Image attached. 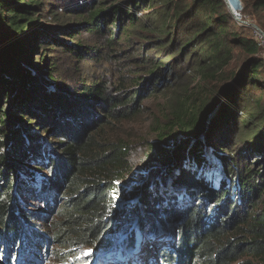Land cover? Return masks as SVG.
<instances>
[{
  "label": "trees",
  "instance_id": "1",
  "mask_svg": "<svg viewBox=\"0 0 264 264\" xmlns=\"http://www.w3.org/2000/svg\"><path fill=\"white\" fill-rule=\"evenodd\" d=\"M241 2L243 16L264 30V0ZM250 28L225 0H0L5 257L19 248L28 255V232L46 239L30 222L39 213L22 204L28 197L59 216L51 238L64 247L56 254L61 264L83 244L116 256L120 243L107 234L132 221L144 237L158 226L174 237L175 248L162 247L156 264H264V59ZM86 32L103 47L84 45ZM57 47L82 59L106 57L119 63V74L67 86L54 59L47 67L43 56ZM191 73L222 84L174 92L149 149L166 172L140 175L133 189L120 191L134 168L131 147L110 132L135 119L165 81ZM207 145L221 160L218 185L207 172ZM180 196L189 201L179 203Z\"/></svg>",
  "mask_w": 264,
  "mask_h": 264
},
{
  "label": "rangeland",
  "instance_id": "2",
  "mask_svg": "<svg viewBox=\"0 0 264 264\" xmlns=\"http://www.w3.org/2000/svg\"><path fill=\"white\" fill-rule=\"evenodd\" d=\"M232 5L234 4H231V6ZM245 16L246 21L255 23L249 15ZM79 18L80 15L75 14L74 16H72L73 20H78ZM71 22L73 23L71 24V26H73L76 21L73 22L71 20ZM58 25L66 27V25H62L59 23ZM250 27L251 28L247 29V31L250 35H254L253 28L252 26ZM52 31H57L56 37L59 36L62 39L66 38V35L62 32V30L52 29ZM82 39L84 40V45H90L94 47L95 45H97L98 48L103 47V40L100 38L98 39L96 36H90L88 32L84 34ZM66 40L72 45H74L77 41L70 38H66ZM50 52L52 54H49ZM152 53L153 51L150 54ZM43 56L45 57V59H47V67L50 61L54 59V61L56 62V67L61 72L60 74L62 75L63 80L66 82V85L68 83L70 87L77 86V84L79 85L81 83L91 84L92 81L95 82L97 78L99 79L102 77L114 79L116 75L119 74V71L117 70V66H119V63H111L110 61H106L104 60L106 59V57L102 58V60L93 59V57H86L82 59L77 55H72V53H70L69 51L61 49L59 47L54 50L43 51ZM234 67H236V65L230 66V68ZM174 81H177V83H173V85L171 86L169 83H172ZM220 84L222 83H220V80L218 79L212 78L210 80L205 79L202 81L199 76L192 73L188 74V76L183 75L176 80H173V78L172 80H167L159 88H157L159 90L155 91L152 95H148V97L144 98L142 103V111L138 116L135 117V119L126 122H119L116 127H114V130L112 131V133L110 132L108 137L112 140L117 141L118 139L123 141L124 143L129 144V146L131 147L130 151L132 155L130 158V162H132V166L134 167L131 174L126 179L119 181L122 186V189L120 191H123L124 189H133V187H135L139 183V180L143 179L142 177H144V175L145 177H148V173H150L152 174V176H156V174L159 173L158 171L161 172L162 169H164L163 165L154 160L153 154L150 155L149 149H151L150 145H154L157 141V125H163L162 118L166 115V107L169 101H171L170 99L171 97H173L174 92L181 93L185 92V90L187 89L189 93H191L192 91H198L201 94V90L203 88H207V91L210 89H217ZM153 88H148V91H151V89ZM221 98L223 99V97ZM212 114L206 121L208 124L213 116ZM206 126L208 125L206 124ZM232 149H234V147H232ZM212 150L213 149L208 145L205 148V156L212 162V164L208 166L207 172L209 173V177L214 179L215 184L218 185V183L220 182L219 180L222 177V169L220 166L221 160L214 156ZM200 170H202V168H200L199 171ZM162 172H166V170ZM142 182H144V180H142L141 183ZM178 199L180 200L179 203L182 200L189 201L187 196L185 198L180 196V198ZM132 200V203H134L135 205L138 203V200H136V198ZM117 201H119L120 203V198ZM22 204L27 211L39 213V217L37 218V216H33L30 219V222L34 223L42 232V234H46V239H44V241L42 242L39 239H35L33 234L28 232L29 237L33 240L28 248V251L26 252L28 253V255L26 256L25 254H22V250L21 248H19L15 254H12V258H10V255L8 257H5L6 252H4L3 248L4 242L0 241V264H33V259L31 258H34V260L37 261L36 264H61L58 262L56 254L58 253V251H62L64 247L51 238L56 230L54 228V223H56L55 220L57 218L55 219V217L59 218V216H57V212L55 211L54 213H52L50 210L46 209L44 203H42L38 199L33 201L28 197H24L22 200ZM120 205L122 206V202L120 203ZM136 210H139V204L136 206ZM138 219L142 220L141 215L138 216L137 220ZM133 222L134 221H132V223H130L128 226H124L123 228H120V226L118 228V226L115 224L107 234V238L111 242H113L114 246L120 243L121 249L116 254L120 255L124 253L126 255L127 251L128 259L122 261L121 258H118L119 255L117 256L118 259H116L115 255L112 254L113 252L106 255L107 251H95L91 248V246L83 244L81 251H76L77 256L74 258L75 260L70 259V264H137L138 261L141 262V260V264H156V261L158 259V252L160 249H162V247L175 248L176 245L174 243V237H172L171 234L169 235L167 234V232L165 233L160 230L159 226L157 227L156 231H148V235L144 237L142 233H140L139 231L137 232L139 225H133ZM127 237L135 238L134 242L131 245L127 243L125 244ZM123 246L127 248L125 249L126 251L123 250ZM135 248H137L135 255L137 256L138 260H136V262H133L129 259V253H131V251ZM86 257H89L90 260H87ZM105 258H107L108 261L107 259L105 260Z\"/></svg>",
  "mask_w": 264,
  "mask_h": 264
},
{
  "label": "built area",
  "instance_id": "3",
  "mask_svg": "<svg viewBox=\"0 0 264 264\" xmlns=\"http://www.w3.org/2000/svg\"><path fill=\"white\" fill-rule=\"evenodd\" d=\"M228 4H229V7L232 10V12L236 15H239L240 19L236 20L239 23V25H246L247 21H246L245 17L243 16V13H242L244 7H242L241 0H235L234 6H231V4L228 0ZM248 26H250V25H248ZM252 28H253L255 39L257 40L259 46L262 48V57L264 59V30L262 28L258 30L253 26H252Z\"/></svg>",
  "mask_w": 264,
  "mask_h": 264
},
{
  "label": "water",
  "instance_id": "4",
  "mask_svg": "<svg viewBox=\"0 0 264 264\" xmlns=\"http://www.w3.org/2000/svg\"><path fill=\"white\" fill-rule=\"evenodd\" d=\"M225 2H226V4H227V6L229 7V4H228V0H225ZM230 8V7H229ZM230 11H231V13L233 14V17H234V19L235 20H239L240 19V17H239V15H236V14H234L233 12H232V10L230 9ZM250 25V26H253V27H255L256 29H261V27L259 26V25H256L255 23H250V22H246V25ZM124 226H127L125 223L124 224H121V227L123 228ZM120 227V228H121Z\"/></svg>",
  "mask_w": 264,
  "mask_h": 264
},
{
  "label": "bare ground",
  "instance_id": "5",
  "mask_svg": "<svg viewBox=\"0 0 264 264\" xmlns=\"http://www.w3.org/2000/svg\"><path fill=\"white\" fill-rule=\"evenodd\" d=\"M231 2V4H234L235 5V0H229ZM232 5V6H234Z\"/></svg>",
  "mask_w": 264,
  "mask_h": 264
},
{
  "label": "clouds",
  "instance_id": "6",
  "mask_svg": "<svg viewBox=\"0 0 264 264\" xmlns=\"http://www.w3.org/2000/svg\"><path fill=\"white\" fill-rule=\"evenodd\" d=\"M136 223H134L133 225H135Z\"/></svg>",
  "mask_w": 264,
  "mask_h": 264
}]
</instances>
